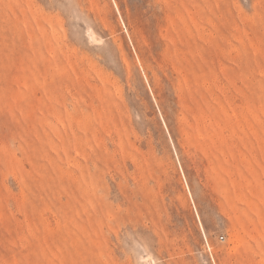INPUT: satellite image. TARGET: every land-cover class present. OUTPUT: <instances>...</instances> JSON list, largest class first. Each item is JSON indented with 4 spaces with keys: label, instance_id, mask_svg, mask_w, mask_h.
<instances>
[{
    "label": "rangeland",
    "instance_id": "1",
    "mask_svg": "<svg viewBox=\"0 0 264 264\" xmlns=\"http://www.w3.org/2000/svg\"><path fill=\"white\" fill-rule=\"evenodd\" d=\"M0 264H264V0H0Z\"/></svg>",
    "mask_w": 264,
    "mask_h": 264
},
{
    "label": "built area",
    "instance_id": "2",
    "mask_svg": "<svg viewBox=\"0 0 264 264\" xmlns=\"http://www.w3.org/2000/svg\"><path fill=\"white\" fill-rule=\"evenodd\" d=\"M220 239H221V240H224V239H225V237H224V236H221V237H220Z\"/></svg>",
    "mask_w": 264,
    "mask_h": 264
}]
</instances>
